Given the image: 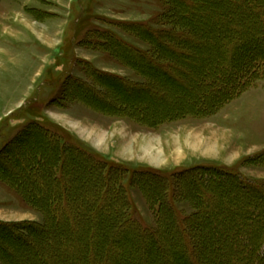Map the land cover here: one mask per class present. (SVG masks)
Segmentation results:
<instances>
[{
  "label": "rangeland",
  "instance_id": "1",
  "mask_svg": "<svg viewBox=\"0 0 264 264\" xmlns=\"http://www.w3.org/2000/svg\"><path fill=\"white\" fill-rule=\"evenodd\" d=\"M259 2L264 0H229L214 4L208 13L198 7L193 10L197 12L196 34H203L204 44L193 51V56L180 58V65L185 67L183 74L174 75L176 79L160 74L154 84L155 90L160 89L156 93L131 95L135 90L125 91L124 87L116 86L111 92L101 88L98 98L84 87L95 84L92 75L95 69L121 77L132 85L144 83V74L126 65L123 58L115 57L113 44L119 43L123 53L138 49L148 54L149 40L141 38L146 30L139 28L138 36L127 27L134 24L161 29L159 19L165 0H0V264H4V254L6 264H91L95 253L85 245L114 228L109 221L117 215L114 211L118 204L114 201L101 199L86 209V213L77 212L83 209L84 201L97 197L89 195L87 190L94 188L90 183L98 177L92 173L89 179L79 178L86 173L76 166L70 172L67 170L70 180H79L84 188L71 190L72 209L77 215L75 228L62 227L59 233L46 234L49 242L43 245L40 254L21 250L19 242L13 240L14 224H46L42 211L32 203L40 204L39 196L49 190L48 179H52L54 172L46 166L52 160L50 165H57L58 153L32 135L38 128L48 129V121L56 124L57 128H51L55 132L48 130L57 133L61 143L79 146L73 143L77 135L110 155L107 160L101 156L102 161L126 170L121 179L118 169L114 170L115 180L127 192L131 205L129 215L144 227L157 229L158 205L151 206L149 197L155 192L164 193L167 188L180 219L195 214L196 208L189 199L174 200L182 188L174 182V174L203 166H219L251 183L264 182V76L211 116H186L157 125L148 121L152 116L185 109L189 104L202 108L201 91H207L205 86L210 77L219 75L223 68V39L237 29L264 27V23L253 16L261 17ZM245 8L250 11H243ZM232 16L236 17L235 21L228 23L227 19ZM71 79L82 83L77 96L68 93L71 88L67 83ZM178 81L182 84L178 85ZM218 94L211 92V99L215 100ZM84 98L95 104H98L95 100L100 101L107 108H94L84 102ZM123 105L135 107L140 113L146 110L149 118L138 120L117 115L114 110L110 113L111 106ZM29 145L35 150L32 154L27 152ZM37 150L43 151L45 163L40 162L43 158L37 156ZM18 156L23 158L20 163L15 161ZM29 161L32 166L28 165ZM146 170L169 176L171 185L164 186L161 182L152 189L135 175ZM207 179L199 182L205 183ZM15 183L27 189V196L16 185L14 187ZM230 191L225 188L219 195L208 197L206 207L211 216L200 217L201 223L194 227L195 232L208 238L198 243V253L214 264H250L253 256L247 254L249 241L241 238L264 229V205L249 209L247 206L249 200L264 202V197L249 198L242 190L234 195ZM34 197L38 200L32 199ZM235 198H241V206L230 204ZM211 201L221 205L213 206ZM66 206L62 205V209ZM58 208L62 210L56 204L54 209ZM114 239L113 236L102 239L98 253L105 254L109 246L121 251L129 247L124 242L115 243ZM237 259H241L240 263ZM124 263L132 264L123 257L112 262Z\"/></svg>",
  "mask_w": 264,
  "mask_h": 264
},
{
  "label": "trees",
  "instance_id": "2",
  "mask_svg": "<svg viewBox=\"0 0 264 264\" xmlns=\"http://www.w3.org/2000/svg\"><path fill=\"white\" fill-rule=\"evenodd\" d=\"M228 1L229 0H165L166 6L159 19L161 29L153 30L148 27L145 28L143 25L136 26L134 24H130V26L127 27H131L129 30L133 33L136 31V35L138 36L139 28L146 30L144 35L142 32L141 38L149 40L151 50L148 54L145 55L138 49H132L129 53H123V48L119 43L115 41L116 46L113 44V51L117 52L115 57L123 58L124 60L122 61L126 65L144 74L146 76L144 83L132 85L125 82V79L121 77L109 73H102L94 68L95 70H93L92 75L95 76V84H86L84 87L89 93H94L98 98L102 94L101 88L111 92L112 89L115 90L116 86L124 87L125 91H127L126 89L135 90V93H131V95L158 92L160 90L159 87H157L158 89L156 90L154 87H156L155 81L160 78L159 75L161 74L170 79H176L174 75L183 74L185 72V67L180 65V58H182V56H193V51L204 44L202 39L203 34H196L198 23L196 22L197 14L195 13L197 12H193V10L201 7L204 8L203 10H207L208 13V9L213 7L214 4L220 2L227 3ZM259 7L262 9V12L259 10L261 12V17H258L256 14H253V16L264 23V2H259ZM243 11H250V9L245 8ZM188 12L192 15L190 16ZM235 19L236 17L232 16L229 20L227 19V21L231 23L235 21ZM105 42L107 43L108 39H106ZM222 45H224L221 58L223 68H220L219 75L210 77L209 82H207V84L205 83V87H207L205 90L207 91L205 93L201 91V99H203V104L201 103L202 108H197L189 104L185 106V109L182 108L172 113L152 116L153 121L148 119L149 116L145 113L147 112L146 110L140 113L137 112L135 107L127 105L125 107L124 105L121 107L111 106L110 113L114 110L113 113L117 115H123L138 120L148 119L149 123H152V125H157L165 121L177 120L186 116L207 117L215 114L224 105L237 98L264 76V27L234 30L232 34H229L223 39ZM107 46L109 47V43H107ZM113 46L111 45V47ZM117 47L121 50L119 49L118 51ZM170 70H173V72H170ZM157 75L159 77H157ZM190 77H192V75H189V78ZM70 81L66 83L69 84V88H71L74 93L71 89L68 90V93L70 96H72V94L73 96H77L82 83L80 80ZM177 84L180 85L182 83L178 81ZM211 92H219L215 100L211 99ZM209 97L210 100L207 99ZM84 102L94 108L97 106L99 110L107 108V106L101 104V102L97 100H95V102H98V104L90 103L86 98H84ZM38 129L39 130L35 131L33 135L32 131H30L29 135L31 134L35 139H38L41 144L43 143L46 146L50 145L49 147L54 150L57 149L55 152L58 153V159L55 160L57 165H50L53 163L52 161H54L52 160L48 162L46 166L47 168L50 166L52 172H54L53 177H51L52 179H48V184L52 187L49 186V190H47L45 194L39 196L42 200L39 201L40 204L37 203V201L32 203L42 211L46 218V224L40 226H37L36 223L33 225L26 223L14 224L16 227L11 233H13V240L15 239V242H19L21 250L24 248L26 250H31L33 253L40 254L43 252V245L49 242V240L46 239V234L53 235L59 233L62 227L66 229L69 228V226L75 228V217L77 215L75 216L72 209L73 201L71 198V190L72 188L79 190L84 188L82 184H79V180H70L67 170L70 172L71 169L76 166L81 167V170L86 173L80 175L79 178L89 179L92 173L97 174L98 177L95 182L91 181L90 183L94 188L89 191L87 190L89 195H96L97 197L84 201L82 203L83 209H79L77 211L78 213H86V209H90L95 202H99L101 199L108 202L111 200L118 204L117 209L114 211V214H117L116 218L109 220L114 224V228L106 232L99 240H95L94 238L90 244L85 245L87 250L92 251L93 254L95 253L94 255L92 254L93 258L91 264H103L105 262L112 264L114 259H119L121 257L125 260H129L132 264H170V262L173 264H214L210 259L199 256L197 245L208 238L205 237L203 233L194 231V227L201 223V221H198L200 217L205 218L211 216L210 211H208L206 207L208 197L219 195L225 188H229L231 190L230 193L233 195L238 194V192L242 190L244 191V195L248 194L249 198L250 196L252 198L255 196L264 197V182L251 183L243 178L241 179L237 173L230 172L219 166L193 168L179 173L178 175L174 174V182H177L178 186L188 189V192L185 193L180 187V193H177V197L175 196L173 198L174 200L175 198L176 200L189 199L196 208L195 214L180 219L168 195L167 189L169 188H167L164 193H161V191L159 194L155 192L149 197L151 206L155 207L158 205V213H156L157 229L144 227L139 220L129 215L128 210L131 208V205L127 192L124 187L115 180L116 173H114V170L118 169L119 179H121L122 174L126 172L125 169L108 165L105 161H102L100 157L79 146H68L66 143H61V139L48 129ZM29 147L27 152L31 154L34 153L35 150L33 146L29 145ZM43 151L48 152V149H43ZM43 151L40 152L37 150L35 152L38 154L37 156L43 158L44 161H40L41 163H45ZM1 155L2 157L4 156L3 153H1ZM15 161L20 163L23 161V158L18 156ZM25 165L26 164H23V166ZM28 165L32 166L30 161ZM3 172L5 173V171ZM135 175H139V177L137 176L138 180H142L154 190L159 187L158 185L161 184V182L164 183V186H169L172 182L169 176H165L160 173V171L156 170H146ZM206 177H208V179L205 180V183L199 182L200 179ZM136 182L139 183L137 180ZM72 183H74L73 186ZM15 185L18 190L19 188L21 189L20 184L15 183L14 187ZM21 192L27 196L26 188H22ZM32 199L38 200L37 197ZM249 201L247 209L256 205L260 206L261 203L264 205V202L257 201L256 199H254L253 202L251 200ZM56 204L59 205L61 209L64 204L67 206L65 210H60L59 208L55 210L54 207ZM211 204L216 207L217 205H221V203H215V201H211ZM230 204L235 207L241 206V198L231 200ZM41 205L42 207L40 208L39 206ZM113 215L111 218H113ZM258 221L259 220H257V222ZM111 236L115 238V243L124 242L129 245V247L121 251L118 249L113 250L111 246H107L108 248L105 250L106 253L99 254L98 247H100L102 239L107 240L111 238ZM241 239L249 241L247 254L253 256L249 263L264 264V229L258 231L254 230L252 236L249 234V236L246 237L242 236ZM50 242L55 246L53 238L50 239ZM2 260L3 263L6 264L5 254L2 256ZM240 260L241 259H237V262L240 263ZM233 263H236V260H234Z\"/></svg>",
  "mask_w": 264,
  "mask_h": 264
},
{
  "label": "crops",
  "instance_id": "3",
  "mask_svg": "<svg viewBox=\"0 0 264 264\" xmlns=\"http://www.w3.org/2000/svg\"><path fill=\"white\" fill-rule=\"evenodd\" d=\"M31 11H33V12H35V8H32V10ZM44 13V12H43ZM43 21H45V20H43ZM38 46V45H37ZM15 107H13L12 109H14ZM81 122L80 121V119H73V121L74 122ZM48 129L49 130H51L52 132H55L53 129L56 127V124L55 123H51V122H49L48 121ZM53 127V129H51ZM57 128V127H56ZM58 133L60 134V131L58 130ZM57 134V133H56ZM63 135V134H62ZM74 135V134H73ZM72 135V136H73ZM74 138L76 139V141L75 142H73V143H75V144H77V145H79V146H81V147H83V149H86V150H88L90 153H92V154H94V155H96V156H100V158H101V156L104 158V159H106L107 160V156H109L110 157V155L109 154H105V153H103V152H101L100 151V149H99V147H97V146H94L93 144H91V143H89L88 141H86L85 142V140H83V139H81L80 137H78L77 135H74ZM68 141V140H67ZM78 141V142H77Z\"/></svg>",
  "mask_w": 264,
  "mask_h": 264
},
{
  "label": "bare ground",
  "instance_id": "4",
  "mask_svg": "<svg viewBox=\"0 0 264 264\" xmlns=\"http://www.w3.org/2000/svg\"><path fill=\"white\" fill-rule=\"evenodd\" d=\"M186 112V111H185ZM55 153V152H54ZM55 155V154H54ZM54 157V156H53ZM12 170V169H11Z\"/></svg>",
  "mask_w": 264,
  "mask_h": 264
}]
</instances>
